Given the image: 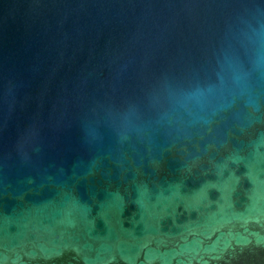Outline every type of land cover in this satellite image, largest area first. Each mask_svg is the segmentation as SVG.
<instances>
[{"label":"water","instance_id":"obj_1","mask_svg":"<svg viewBox=\"0 0 264 264\" xmlns=\"http://www.w3.org/2000/svg\"><path fill=\"white\" fill-rule=\"evenodd\" d=\"M0 264H264V0H0Z\"/></svg>","mask_w":264,"mask_h":264}]
</instances>
